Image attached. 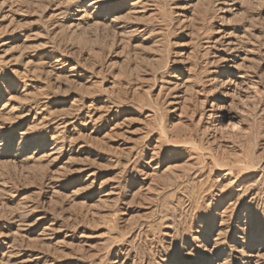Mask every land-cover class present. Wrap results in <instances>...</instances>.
Here are the masks:
<instances>
[{"label": "rangeland", "instance_id": "374dc122", "mask_svg": "<svg viewBox=\"0 0 264 264\" xmlns=\"http://www.w3.org/2000/svg\"><path fill=\"white\" fill-rule=\"evenodd\" d=\"M0 264H264V0H0Z\"/></svg>", "mask_w": 264, "mask_h": 264}]
</instances>
